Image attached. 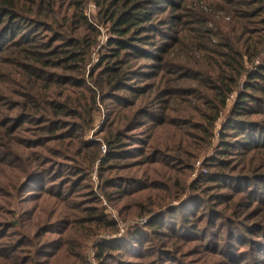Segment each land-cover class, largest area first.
<instances>
[{
  "label": "rangeland",
  "instance_id": "obj_1",
  "mask_svg": "<svg viewBox=\"0 0 264 264\" xmlns=\"http://www.w3.org/2000/svg\"><path fill=\"white\" fill-rule=\"evenodd\" d=\"M45 1L0 0V264H264V0Z\"/></svg>",
  "mask_w": 264,
  "mask_h": 264
},
{
  "label": "trees",
  "instance_id": "obj_2",
  "mask_svg": "<svg viewBox=\"0 0 264 264\" xmlns=\"http://www.w3.org/2000/svg\"><path fill=\"white\" fill-rule=\"evenodd\" d=\"M42 2H46L45 0H41ZM119 3L123 2V6H124V10L120 12L119 17H117L116 20V26L118 28L115 29V32L117 35L119 36H127L128 34H130L134 29H136V27H138L139 25V21H143L146 22L147 20V14H143V13H131L130 11V7L128 9L129 4H131V1H126L124 3L123 0H119ZM0 19L1 20H6L9 23V26L6 27L10 28L11 26L15 25V20H14V16L10 17L12 14H14V10L9 7V5H5V6H1L0 7ZM4 10V11H3ZM130 16V17H129ZM139 16V17H138ZM138 17V18H137ZM117 44L118 46L121 48V50H128V49H134L135 45L133 43H129L127 41L118 39L117 40ZM113 58H117V56H119L117 49H115L113 51ZM110 73L112 74L113 79L115 80H119V75H120V69H118L117 67H115V64H113L112 66H110ZM245 103V101L243 99L238 101V105H240V107L238 106V110H244L246 112H250L249 109L243 108V104Z\"/></svg>",
  "mask_w": 264,
  "mask_h": 264
}]
</instances>
